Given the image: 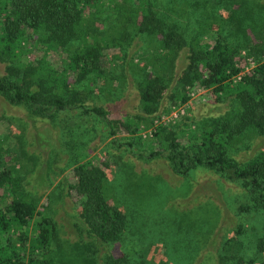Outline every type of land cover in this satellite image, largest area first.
Returning a JSON list of instances; mask_svg holds the SVG:
<instances>
[{
	"label": "trees",
	"instance_id": "trees-1",
	"mask_svg": "<svg viewBox=\"0 0 264 264\" xmlns=\"http://www.w3.org/2000/svg\"><path fill=\"white\" fill-rule=\"evenodd\" d=\"M107 8L111 20L96 32L93 24ZM202 24L185 40L154 13L148 0H0V61L6 62L0 96L48 119L80 107L102 124L106 137L128 136L130 149L142 142L148 157H163L176 174L196 167L212 170L244 189L247 204L242 207L260 214L264 227V41L243 48L242 54L218 35L206 39ZM133 36L143 38L140 59L126 62L136 76L138 110L121 117L94 102L111 93L117 78L113 68ZM185 46L188 62L171 83L167 106L159 110L171 79L172 56ZM50 54L56 59L48 60ZM196 89L225 102V110L193 122L152 125L157 112L168 114L172 106L185 104ZM147 128L150 135L141 139L138 133ZM253 138L259 139L258 151L244 161L234 160L233 146L246 148L244 142ZM5 156L0 148V264H57L52 224L35 200L17 190L13 160L8 163ZM105 165L80 162L67 181L66 193L77 200V216L90 238L84 244L90 248V263L148 264L131 263L124 253H98L99 246L118 241L126 224L108 195ZM257 248L263 250L264 235Z\"/></svg>",
	"mask_w": 264,
	"mask_h": 264
},
{
	"label": "rangeland",
	"instance_id": "rangeland-1",
	"mask_svg": "<svg viewBox=\"0 0 264 264\" xmlns=\"http://www.w3.org/2000/svg\"><path fill=\"white\" fill-rule=\"evenodd\" d=\"M148 1L154 13L172 24L185 40H190L203 23L206 39L218 35L240 48L242 54L243 48L264 41V0ZM109 14L108 9L93 24L96 32L107 27L112 17ZM142 44V36L131 38L124 48V58L110 67L117 77L111 83V93L100 95L94 103L121 117L138 110L133 83L136 76L127 63L140 59ZM187 50L185 46L172 56L171 79L159 110L167 106L171 83L188 62ZM50 57L48 60L56 59L54 54ZM5 65L0 61V76L5 74ZM225 108V102L210 100L205 90L196 89L185 104L172 106L168 114L157 112L152 125L193 122L218 115ZM138 134L147 139L150 129ZM258 141H245L246 148L235 144L231 157L237 161L249 159L258 151ZM129 142L131 139L123 134L106 137L102 124L80 107L48 119L11 105L0 96V148L6 151V162L13 160L17 190L35 200L37 209L52 224L51 249L57 264H92L90 248H84L90 238L77 216V200L66 193L71 168L86 160L100 167L106 164L108 195L126 218L118 241L99 246V254L124 253L131 263L148 264L264 262V248H257V240L264 235L263 220L257 212L242 207L247 204V196L239 184L227 182L203 167L176 174L163 157H148L145 144L130 149Z\"/></svg>",
	"mask_w": 264,
	"mask_h": 264
}]
</instances>
